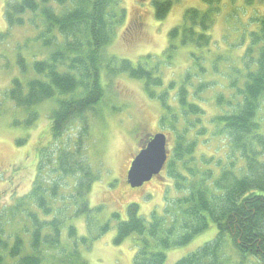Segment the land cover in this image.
I'll use <instances>...</instances> for the list:
<instances>
[{
    "label": "trees",
    "instance_id": "1",
    "mask_svg": "<svg viewBox=\"0 0 264 264\" xmlns=\"http://www.w3.org/2000/svg\"><path fill=\"white\" fill-rule=\"evenodd\" d=\"M201 1L203 8L186 9L168 32L160 57L146 55L136 62L106 53L127 17L123 0L6 3L0 42L15 28L30 26L38 34L27 41L36 44L25 49L28 58L21 48L15 54L19 74L0 93V116L6 100L25 116L11 125L29 130L42 105L53 109L48 141L36 145L31 189L0 212V264H90L89 252L113 221L115 245L131 240L135 248L133 264H166L169 251L189 245L211 226L215 237L176 264H264V12L256 10L248 22L241 19L237 43L223 54L213 29L226 6L222 0ZM231 1L227 21L246 15L256 0H242L241 6ZM173 4L152 0L156 20H165ZM180 52L186 67L166 82L165 72ZM120 75L140 82L161 107L162 132L174 136L162 172L178 195L167 196L163 212L153 211L150 219L132 203L126 219L114 213L100 222L104 208L91 206L89 198L99 177L79 156L90 134L88 115L105 120L102 106L113 99L109 91ZM219 77L223 83L212 80ZM208 92L214 93L212 114L206 108ZM74 128L79 141L72 150L62 140ZM210 138L224 139L227 162L199 155L200 143ZM24 141L19 139L17 147ZM80 218L86 235L76 227Z\"/></svg>",
    "mask_w": 264,
    "mask_h": 264
},
{
    "label": "rangeland",
    "instance_id": "2",
    "mask_svg": "<svg viewBox=\"0 0 264 264\" xmlns=\"http://www.w3.org/2000/svg\"><path fill=\"white\" fill-rule=\"evenodd\" d=\"M9 1L12 0H0V32L6 29L4 7ZM222 2L226 6V11L216 20L213 36L218 41L220 52L225 54L229 46L237 43L240 33L237 28L243 25L241 19L244 17L243 21L245 19L248 22L250 19L248 16L253 15L256 10L263 13L264 0H256L255 6L249 7L246 15L245 11L244 15L230 21L226 20V15L232 11V1ZM173 3L166 19L160 22L155 18L152 0H123L127 17L125 23L117 30L115 40L106 49V53L132 62L146 55L160 57L167 47L168 32L181 23L184 11L192 7H204L201 0H173ZM242 3V0H236L233 5L241 6ZM10 33L7 40L0 42L1 94L10 88L12 79L18 77L19 70L14 60L17 50L21 48L23 53H26L25 49L30 48L32 51L36 44L31 42L27 45V41L38 34L30 26L12 29ZM28 55L30 54L26 53L27 58ZM176 59L175 66L165 72L166 82L177 79L186 67L184 52H180ZM212 80L222 81L220 77ZM109 92L113 99L105 101L102 106L106 114L105 120L94 117L93 114L88 115L90 134L83 139V152L79 156L89 163L93 174L99 177L90 193V204L93 207L103 206V214L98 219L100 222L110 219L114 213L120 214L121 220L126 219V209L132 203L139 206L140 215L150 219L153 211L163 212L167 196L172 199L178 195L173 187V181L166 172H162L142 188L132 190L127 183V174L133 159L147 140L163 133L159 123L161 107L157 101L147 96L140 82L125 75L117 76L112 81ZM204 97L209 100L207 110L210 114L214 113V93L208 92ZM3 106L5 115L0 116V212L12 203L13 199L28 193L31 189L36 174V145L38 142L41 143L42 139L44 142L48 141L50 111L53 109L51 104L42 105L39 108L41 114L38 121L29 130H25L11 125L14 118L25 119L21 111L6 100ZM113 107L117 110L114 111ZM261 118H264V108L261 111ZM78 136V129H72L62 140L64 146L74 150L76 141H79ZM167 137V148L172 150L174 136L169 134ZM19 139L25 140L21 147H17L16 144ZM225 145L223 138H210L208 142L200 143L198 153L213 156L215 161L221 158L223 162H227ZM112 223H114L112 230L96 241L89 252L87 258L90 264H133L135 248L131 240L120 246L115 245L116 222ZM85 224V218H80L76 222L80 235H86ZM216 232L215 226H211L189 245L169 251L166 264H176L180 259L195 252L211 241Z\"/></svg>",
    "mask_w": 264,
    "mask_h": 264
},
{
    "label": "water",
    "instance_id": "3",
    "mask_svg": "<svg viewBox=\"0 0 264 264\" xmlns=\"http://www.w3.org/2000/svg\"><path fill=\"white\" fill-rule=\"evenodd\" d=\"M168 160L167 136L163 133L151 137L133 159L127 174L132 189H140L159 176Z\"/></svg>",
    "mask_w": 264,
    "mask_h": 264
}]
</instances>
